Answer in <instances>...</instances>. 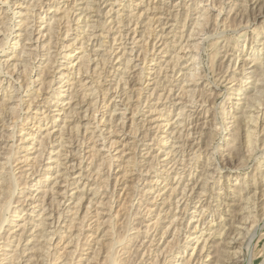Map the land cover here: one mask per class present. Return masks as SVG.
<instances>
[{
    "label": "rangeland",
    "instance_id": "1",
    "mask_svg": "<svg viewBox=\"0 0 264 264\" xmlns=\"http://www.w3.org/2000/svg\"><path fill=\"white\" fill-rule=\"evenodd\" d=\"M256 1L0 0V173L14 169L21 182L14 224L0 231L16 241L6 248L0 239V253L17 250V264H110V254L119 264H182L235 217L246 229H227L229 253L264 264V76L253 61L264 57V0ZM246 120L253 147L233 134ZM174 215L183 219L176 235ZM44 218L58 229L50 249L39 238ZM214 243L198 264L215 263Z\"/></svg>",
    "mask_w": 264,
    "mask_h": 264
},
{
    "label": "bare ground",
    "instance_id": "2",
    "mask_svg": "<svg viewBox=\"0 0 264 264\" xmlns=\"http://www.w3.org/2000/svg\"><path fill=\"white\" fill-rule=\"evenodd\" d=\"M5 1H7V0H5ZM258 1V0H257ZM256 1V2H257ZM260 1V0H259ZM120 2V1H119ZM116 3V2H115ZM12 4V3H11ZM41 4V3H40ZM87 4H88V2H87ZM223 4V3H222ZM257 4V3H256ZM260 4V3H259ZM89 5H91V4H89ZM255 5V4H254ZM215 6V5H214ZM222 6V5H221ZM258 6V5H257ZM261 7V6H260ZM52 8V7H51ZM88 8H90V7H88ZM254 8V7H253ZM31 9V8H30ZM204 10V9H203ZM202 10V11H203ZM105 11V10H104ZM15 12V11H14ZM69 12V11H68ZM187 12V11H186ZM203 12H205V11H203ZM29 14V13H28ZM66 14H69V13H66ZM16 15V14H15ZM30 16V15H29ZM200 16H201V14H200ZM204 16V15H203ZM208 16L206 15V17L205 18H207ZM218 17V16H217ZM81 18V17H80ZM197 18H199V17H197ZM201 18V17H200ZM203 18V17H202ZM56 19V18H55ZM68 19V18H67ZM70 20V19H69ZM198 20V19H197ZM203 20V19H202ZM215 21V20H214ZM71 22V21H70ZM202 22H206V21H202ZM25 23V22H24ZM52 23V22H51ZM50 23V25H53V24H51ZM200 23H201V21L199 22V24L198 25H200ZM31 24V23H30ZM54 24H55V22H54ZM93 24V23H92ZM202 25V24H201ZM201 25H200V27H201ZM91 26V25H90ZM205 26V25H204ZM248 26V25H247ZM56 27V26H55ZM88 27V26H87ZM199 27V26H198ZM197 27H195V29H196ZM89 30V29H88ZM49 31L51 32H54L55 31V29L53 30V27L52 26H50L49 27ZM70 31V30H69ZM201 31V30H200ZM43 32V31H42ZM56 32V31H55ZM54 32V33H55ZM244 33L245 32H243V33H241V35H244ZM5 34V33H4ZM42 34V33H41ZM193 34V33H192ZM30 35H31V37L29 36V40H31V41H33L34 43L32 44V45H38L39 44V42L40 41H38L39 40V37H36V38H34V36L32 37V34L30 33ZM84 36V35H83ZM79 37V36H78ZM77 37V38H78ZM86 39V38H85ZM114 39V38H113ZM89 40V39H88ZM38 43V44H37ZM83 44V43H82ZM103 44V43H102ZM3 45V44H2ZM5 45V44H4ZM196 45V44H195ZM198 45V44H197ZM23 46H25V45H23ZM23 46H22V48H23ZM39 46V45H38ZM34 48H36V47H34ZM27 47H24V49L22 50L23 52H28L30 49H28ZM37 50V49H36ZM123 50V49H122ZM126 50V49H125ZM3 51V50H2ZM131 51V50H130ZM216 51V50H215ZM31 52H32V50H31ZM127 52V51H126ZM25 53V54H26ZM28 53H30V52H28ZM27 53V54H28ZM49 53V52H48ZM71 53V52H70ZM23 54V53H22ZM68 54H69V52H68ZM215 54V53H214ZM259 54V53H258ZM261 54H263V53H261ZM260 54V55H261ZM30 55H32V53L30 54ZM260 55H258V56H255V57H253V61H254V63L255 64H260V66H259V68H261V72L260 73H262L263 74V76H264V57L263 56H260ZM35 56V55H34ZM36 56H37V54H36ZM97 56V55H96ZM21 57V56H20ZM195 57V56H194ZM33 58V57H32ZM37 58V57H36ZM192 58V57H191ZM196 58V57H195ZM89 58H87V60H88ZM24 61H26V59H23ZM85 60V59H84ZM195 60V59H194ZM31 61V60H30ZM129 62V61H128ZM23 63H26V62H23ZM28 63L29 62H27L26 64H27V66H28ZM199 63V62H198ZM253 63V62H252ZM16 64V63H15ZM192 65H194L193 63H191ZM24 65V64H23ZM15 66V65H14ZM26 66V65H25ZM24 66V67H25ZM95 66H96V64H95ZM23 67V68H24ZM195 67H196V65H195ZM28 67H25V70L27 69ZM31 68V67H30ZM95 68V67H94ZM191 68V67H190ZM257 68V67H256ZM96 69V68H95ZM194 69H196V68H194ZM24 70V71H25ZM142 70H144V68L142 69ZM189 70V69H188ZM193 70V69H192ZM260 70V69H259ZM258 70V71H259ZM2 71V70H1ZM17 71V70H16ZM86 71V70H85ZM88 71V70H87ZM193 71H195V70H193ZM256 71V70H255ZM123 72V71H122ZM143 72V71H142ZM142 72H140V73H142ZM252 72V71H251ZM257 72V71H256ZM256 72H254V73H256ZM194 72H191V70H190V72H189V74H188V76H191V78H192V74H193ZM196 73V72H195ZM194 73V74H195ZM259 73V72H258ZM143 74V73H142ZM193 74V75H194ZM262 74H260V76L262 75ZM144 75V74H143ZM187 75V74H186ZM200 75V74H199ZM256 75H258V74H255V76ZM140 76H141V74H140ZM195 76H197V75H194L193 77L195 78ZM259 76V75H258ZM259 76V77H260ZM20 78V77H19ZM190 78V79H191ZM193 78V79H194ZM260 78H263L262 76L260 77ZM189 79V80H190ZM242 79V78H241ZM259 79V78H258ZM29 80V79H28ZM61 80V79H60ZM187 80V79H186ZM196 80V79H195ZM2 81V80H1ZM18 81V80H17ZM53 81H54V79H53ZM65 81V80H64ZM127 81V80H126ZM259 81V80H258ZM257 81V82H258ZM261 81H262V79H261ZM28 81H26V83H27ZM189 82H191V81H189ZM243 82V81H242ZM257 82H255V85L254 86H256V92H258L257 90L258 89H260L261 87H257V85H258V83ZM263 82V81H262ZM31 83H33L32 81H31V79L29 80V83H28V85H26L27 87H25V88H27V90H28V88H29V86L31 85ZM51 83V82H50ZM53 83V82H52ZM61 83V82H60ZM260 83V82H259ZM261 84V83H260ZM51 85V84H50ZM59 85V84H58ZM263 85V84H262ZM24 86V85H23ZM92 86V85H91ZM117 87V86H116ZM142 87V86H141ZM14 88V87H13ZM22 88V87H21ZM61 88V87H60ZM15 89V88H14ZM40 90H41V88H39ZM93 89V88H92ZM91 89V90H92ZM8 90V89H7ZM19 90H20V88H19ZM22 90V89H21ZM94 90V89H93ZM106 90V89H105ZM141 90V89H140ZM190 90H192V89H190ZM238 90V89H237ZM240 90V89H239ZM58 91V90H57ZM124 91V90H123ZM255 91V90H254ZM260 91V93H261V91H263V90H259ZM14 92V91H13ZM12 92V93H13ZM19 92V91H18ZM38 92V91H37ZM95 92V91H94ZM94 92H90V93H94ZM119 92V91H118ZM141 92V91H140ZM193 93V92H192ZM11 94V93H10ZM72 94V93H71ZM85 94V93H84ZM86 94H87V92H86ZM191 94V93H190ZM13 95V94H12ZM17 95V94H16ZM192 95V94H191ZM194 95V94H193ZM248 95H250V94H248ZM253 96L255 95L254 93L252 94ZM6 96V95H5ZM18 96V95H17ZM73 96V95H72ZM88 96V95H87ZM252 96V97H253ZM85 97V96H84ZM96 97V96H95ZM191 97V96H190ZM194 97V96H193ZM201 97V96H200ZM252 97H250V98H252ZM4 98V97H3ZM13 98V97H12ZM17 98V97H16ZM18 98H20L21 100V102L18 104V105H21V103H22V101H23V97L21 98V95L19 94V97ZM68 98H73V97H68ZM7 100H8V98H6ZM34 99V98H33ZM247 99V98H246ZM254 99H256V98H254ZM253 99V100H254ZM258 99V98H257ZM19 100V99H18ZM249 100V99H248ZM4 101V100H3ZM32 101V100H31ZM250 101V100H249ZM255 101V100H254ZM247 102V101H246ZM49 103V102H48ZM94 103V102H93ZM189 103H190V101H189ZM195 103V102H194ZM257 103V102H256ZM30 104V103H29ZM75 104V103H74ZM17 105V106H18ZM128 105V104H127ZM252 105H253V102H252ZM76 106V105H75ZM263 106H264V104H263ZM19 107V106H18ZM140 107V106H139ZM196 107V106H195ZM254 107H256V106H254ZM12 108V107H11ZM70 108H72V107H70ZM69 108V109H70ZM89 108V107H88ZM137 108V107H136ZM183 108V107H182ZM186 108V106H184V109ZM257 108V107H256ZM72 110V109H71ZM112 110V109H111ZM115 110H117V109H115ZM114 110V111H115ZM181 110H183V109H181ZM257 110V109H256ZM69 111V110H68ZM73 111V110H72ZM86 111V110H85ZM96 111V110H95ZM137 111V110H136ZM184 111V110H183ZM183 111L181 112V113H183ZM245 111V110H244ZM12 112H14V111H12ZM71 112V111H70ZM116 112V111H115ZM207 112V111H206ZM247 112V111H246ZM180 112H179V114H181ZM253 113V112H252ZM7 114V113H6ZM66 114H68V113H66ZM86 114V113H85ZM247 114H249L248 112H247ZM246 114V115H247ZM11 115V114H10ZM249 115H252V114H249ZM249 115H248V118H249ZM132 116V115H131ZM254 116V115H253ZM10 117V116H9ZM18 117V116H17ZM16 117V118H17ZM127 117V116H126ZM241 117V116H240ZM255 117V116H254ZM254 117H252V116H250V118H252V119H250L251 121H250V123H257L258 121H257V119H255ZM110 118V117H109ZM133 124L135 125V124H137V122H136V117H135V114L133 113ZM235 118V117H234ZM12 119V118H11ZM111 119V118H110ZM240 119V118H239ZM13 120V119H12ZM238 120V119H237ZM241 120V119H240ZM244 121H245V119H244ZM246 121H248V120H246ZM257 121V122H256ZM7 122V121H6ZM236 122V121H235ZM238 122V123H237ZM236 122V127H234L235 129H234V131H233V134L236 136V138L233 136L232 138H235L236 139V142H239V138H240V136H242L243 135V138L245 139V143H247V146L248 147H253V145L252 144H254L253 142L254 141H256L255 139L256 138H254V140H253V137H255L254 136V134H253V132H252V124H250L249 123V121H248V123L245 125L246 127L244 128V125L243 124H245L244 122L242 123V121H237ZM87 123V122H86ZM91 124V123H90ZM182 124V123H181ZM235 124V123H234ZM250 124V125H249ZM14 125V124H13ZM80 125V124H79ZM124 125V124H123ZM133 125V126H134ZM140 125V124H139ZM252 125V126H251ZM257 125V124H256ZM19 126V125H18ZM137 126V125H136ZM135 126V127H136ZM184 126V125H183ZM80 127V126H79ZM88 128V127H87ZM137 128V127H136ZM136 128H135V130H136ZM178 128V127H177ZM254 129V128H253ZM86 130V129H85ZM88 130V129H87ZM134 130V128H133V131H135ZM181 130V129H180ZM233 130V129H232ZM255 130V129H254ZM198 131V130H197ZM93 132V131H92ZM103 132V131H102ZM46 133H47V130H46ZM62 133V132H61ZM173 133V132H172ZM48 134H49V132H48ZM102 134V133H101ZM100 134V135H101ZM257 134V133H256ZM9 136H10V134H9ZM47 136V135H46ZM203 136V135H202ZM256 136H258V135H256ZM61 137H63V135L61 136ZM170 137V136H169ZM43 138V137H42ZM140 138V137H139ZM242 138V139H243ZM60 139H62V138H60ZM243 139V140H244ZM42 140V139H41ZM162 140V139H161ZM187 140V139H186ZM208 140V139H207ZM238 140V141H237ZM243 140H242V142H243ZM21 141V140H20ZM114 141V140H113ZM60 142V141H59ZM82 142H83V140H82ZM235 142V141H234ZM242 142H240V143H242ZM243 142V143H244ZM210 143V142H209ZM240 143H239V145L238 146H240ZM242 143V144H243ZM41 143H39V145H40ZM188 144V143H187ZM232 144V143H231ZM264 144V143H263ZM60 145V144H59ZM113 145V144H112ZM177 145V144H176ZM182 145V144H181ZM193 144H191V146H192ZM209 145V144H208ZM235 145V144H234ZM243 145H245V144H243ZM63 146V145H62ZM237 146V145H236ZM12 147H13V145H12ZM136 147V146H135ZM173 147V146H172ZM193 147V146H192ZM207 147V146H206ZM233 147V146H232ZM241 147V146H240ZM245 147V146H244ZM247 147V148H248ZM174 148V147H173ZM42 149V148H41ZM179 149V148H178ZM177 149V150H178ZM231 149V148H230ZM26 150V149H25ZM239 150V149H238ZM249 150V149H248ZM43 151V150H42ZM240 151V150H239ZM9 152V151H8ZM41 152V151H40ZM44 152V151H43ZM172 152V151H171ZM230 152V151H229ZM238 152V151H237ZM5 153V152H4ZM15 154V153H14ZM13 154V155H14ZM43 153L41 152V155H42ZM167 154V153H166ZM193 154V156H195L194 155V152L192 153ZM8 155V154H7ZM16 155H18V154H16ZM82 155V154H81ZM176 155V154H175ZM230 155V154H229ZM5 155H3V157H4ZM201 156V155H200ZM251 156V155H250ZM14 157V156H13ZM59 158H60V156H58ZM66 157V156H65ZM132 157V156H131ZM134 157V156H133ZM197 157V156H196ZM2 158V157H1ZM5 158V157H4ZM28 158V157H27ZM57 158V157H56ZM173 158V157H172ZM194 158V157H193ZM3 159V158H2ZM6 160H7V162H6V164L8 163H10V164H12L11 162H13V161H11L10 160V157H6L5 158ZM17 159V158H16ZM15 159V160H16ZM20 159V158H19ZM81 160V159H80ZM183 160V159H182ZM61 161V160H60ZM207 161V160H206ZM245 161V160H244ZM17 162V161H16ZM40 162V161H39ZM57 162V161H56ZM60 163V162H59ZM81 163V162H80ZM131 163H133V160H132V162ZM176 163V162H175ZM209 163V162H208ZM7 164V165H8ZM13 164H15V163H13ZM60 165V164H59ZM62 165V164H61ZM132 165V164H131ZM153 165V164H152ZM164 165V164H163ZM9 166H11V165H9ZM181 166V165H180ZM210 166V165H209ZM12 167V166H11ZM10 167V168H11ZM71 167H75V165L74 166H71ZM179 167V166H178ZM183 167V166H182ZM7 169V168H6ZM32 169V168H31ZM85 169V168H84ZM16 170V169H15ZM131 170V169H130ZM3 171V170H2ZM1 171V172H2ZM7 171H9V172H7ZM5 173H4V175H3V173H0V181H2L1 182V186H0V231L3 229V226H4V224L7 222V223H11V224H14L13 222V219H10V212H16L15 210H13V207H12V205H13V203H14V199H13V197H14V195H15V193L18 191V189H19V186L21 185V182L19 181V179H17V177H16V175L13 173V171H14V169H8ZM34 171H35V169H34ZM38 171V170H37ZM59 172V171H58ZM27 172H25V174H24V176L26 177L27 176V174H26ZM33 173V172H32ZM37 173V172H36ZM79 173H81V172H79ZM79 173H77V174H79ZM6 174V175H5ZM85 174V173H84ZM183 174V173H182ZM204 174V173H203ZM81 175H83V174H81ZM179 175H180V173H179ZM206 175V174H205ZM87 176H89V175H87ZM200 177V176H199ZM24 179V178H23ZM206 179H208V176H207V178ZM165 180V179H164ZM179 180H181V177H180V179ZM178 180V181H179ZM86 181V180H85ZM20 182V183H19ZM180 182V181H179ZM179 182H178V184H179ZM204 182H206V181H204ZM203 182V183H204ZM23 183H27V180H25ZM22 183V184H23ZM29 183V182H28ZM195 184V183H194ZM245 184V183H244ZM85 185V184H84ZM98 185V184H97ZM201 185V184H200ZM194 187H195V185H193ZM188 187H189V183H185V185L184 186H182V189L180 190V192L178 193V194H180V195H183V197L182 198H184V196H185V194H187V190H188ZM206 185L205 184H202L201 185V192H200V194H198V197L200 196V198L201 197H203V195H204V193L206 192ZM179 188V187H178ZM178 188H177V184H176V187L175 188H172V190L174 191V190H177L178 191ZM190 188V187H189ZM101 188H99V190H100ZM191 189H193V188H191ZM190 189V190H191ZM98 190V189H97ZM171 190V189H170ZM237 190H238V188H237ZM241 189H239V191H240ZM172 191V192H173ZM193 191H194V189H193ZM245 191V190H244ZM45 192V191H44ZM66 192L67 191H65V194H66ZM98 192V191H97ZM171 192V191H170ZM204 192V193H203ZM243 192V191H242ZM240 193L241 195H243V196H245L244 194L245 193ZM95 193V192H94ZM203 193V194H202ZM235 194V193H234ZM79 197H80V201L79 202H82V199H83V195H81L80 193H79ZM95 195V194H94ZM171 195H172V193H171ZM239 195V194H238ZM240 195V196H241ZM253 195V194H252ZM45 196V195H44ZM189 196V195H188ZM239 196V197H240ZM63 197H65V196H63ZM96 197V196H95ZM54 198V197H53ZM165 198V197H164ZM169 198H170V196H169ZM181 198V199H182ZM186 198V197H185ZM191 198V197H190ZM241 198V197H240ZM243 198H245V197H243ZM167 199V198H166ZM204 199V198H203ZM26 199H24V201H25ZM34 200V199H33ZM197 200V199H196ZM241 200V199H240ZM244 200V199H243ZM248 200V199H247ZM250 200V199H249ZM22 200L21 199H19L17 202H21ZM24 201L22 202V203H24ZM45 201V200H44ZM43 201V202H44ZM60 201V200H59ZM187 201H188V199H187ZM186 201V202H187ZM200 201H203V200H199L198 202H200ZM245 201V200H244ZM61 202H62V200H61ZM61 202H60V205H61ZM90 202H92V200L90 201ZM111 202V201H110ZM233 203V202H232ZM103 204V203H102ZM186 204V203H185ZM188 205H189V201H188ZM231 205V204H230ZM246 205V204H245ZM88 206V205H87ZM90 206V205H89ZM177 206V205H176ZM190 206V205H189ZM242 206V205H241ZM249 206V205H248ZM57 207V206H56ZM186 207H188V206H185V210H186ZM231 206H229V208H230ZM53 208V207H52ZM89 208V207H88ZM229 208L227 209V210H229ZM264 208V207H263ZM231 209V208H230ZM247 209V208H246ZM261 209V208H260ZM88 210V209H87ZM86 210V211H87ZM175 210V209H174ZM176 210H178L177 208H176ZM243 210V209H242ZM51 211V210H50ZM47 212V216L48 217H50V218H53V219H57L58 218V220H60L61 218H60V216L62 215V213H60L61 211H59L57 214H58V216H55V214L53 213V212ZM241 211V210H240ZM245 211V210H244ZM186 212V211H185ZM234 212V211H233ZM157 213V212H156ZM229 213H230V211H229ZM85 214V213H84ZM174 214H176V212L174 213ZM186 214V213H185ZM243 214V213H242ZM246 214V213H245ZM42 215V214H41ZM46 215V214H45ZM238 215V214H237ZM254 215V214H253ZM255 215H256V213H255ZM263 215V214H262ZM40 216V215H39ZM44 216V215H43ZM252 216V214H251V211H249V214L248 215H243V217H242V219H244V221L245 222H247L248 221V218H250ZM42 217V216H41ZM47 217V218H48ZM183 217V216H182ZM256 217V216H255ZM262 217V216H261ZM232 218V217H231ZM25 219V218H24ZM46 218H44V219H42V222L40 223V224H38V225H42V227L41 228H43V230L41 229L40 231V234H39V238L40 237H43V238H45L46 239V243L44 244L45 245V247H46V249L48 248V249H50V246H51V242H54V239H55V237H54V235L56 234L57 235V231H58V229L56 228H54V230H52V231H48V227H47V223H46V221L47 220H45ZM173 220H171L170 221V225L169 226H171L172 224L174 225L177 221H182V220H179L180 218L178 217V215H174V218H172ZM237 220V218H232L231 219V223H230V225L227 227V226H223L222 227V229H221V231L218 233L219 234V237H218V239H214V241L213 240H209L210 239V237L209 238H202V235L200 236V237H197L198 238V241H200V238H202V246H201V248H200V255L198 256V252H196L195 254H193V253H191V255H190V257H187L186 258V260L185 261H183V263L182 264H198L199 263V261H201V259H202V256H205V255H203V253H202V251L205 249V251H208L207 253V256L208 255H210L211 253H213V252H211L210 253V251H209V249H211L212 247H215V243L214 242H216V245H217V247H219V250L218 251H216L218 254H219V256L217 255V257H216V261H215V263H219V264H241V263H243V262H245V263H243V264H250V258L251 257H249V254H247V255H245V257H244V259H241L242 257V254L241 255H237V254H231V253H229V250H228V246L232 243V241L231 240H229L230 238L229 237H231L230 236V233L228 232V230L227 229H229L230 230V232L232 231V232H236L237 233V235H241V233H242V230H244V229H246V226L244 227H235L234 225H233V223H234V220ZM254 220L255 221H257L256 220V218H254ZM254 220H252V221H254ZM260 220V219H259ZM57 221V220H56ZM108 222H109V220H108ZM250 222V221H249ZM181 223V222H180ZM229 223V222H228ZM253 223V222H252ZM35 224V223H34ZM51 224H53V222H51V223H49V226L51 225ZM155 224V223H154ZM37 225V226H38ZM176 225V224H175ZM174 225V233L173 234H175L176 235V232H178L177 231V226H175ZM247 225V224H246ZM252 225V224H251ZM25 226H26V222L24 223V225H22V227L25 229ZM221 226V225H220ZM21 227V226H20ZM40 227V226H39ZM39 227H37V228H39ZM51 227V226H50ZM49 227V228H50ZM53 227V226H52ZM135 227V226H134ZM198 227V223H197V225L195 226V228H197ZM227 227V228H226ZM22 228V229H23ZM169 228V227H168ZM223 228H224V230H223ZM24 229H23V232H24ZM34 229V228H33ZM248 229V228H247ZM21 230V229H20ZM38 230V229H37ZM22 231V230H21ZM30 231V230H29ZM34 231H35V229H34ZM107 231H109L108 229H107ZM165 231H166V229H165ZM216 231V230H215ZM218 231V230H217ZM216 231V232H217ZM12 232H14V231H12ZM12 232H10V234H8V235H6L4 238L3 237H0V239H5V241H6V244H5V247L7 248V246H11L12 244L11 243H13V242H15L16 241V238H14L16 235L13 233V234H11ZM22 232V233H23ZM20 234V236H19V239H17V241H18V245H17V247H16V249H18V247H19V244L21 243V241H22V235L23 234ZM35 233V232H34ZM164 233V232H163ZM187 233V232H186ZM210 233H212V232H210ZM209 233V234H210ZM246 233V232H245ZM59 234V233H58ZM71 234V233H70ZM217 234V235H218ZM254 234H257V232L256 233H254ZM252 235V236H254V238L256 237L255 235ZM1 235V234H0ZM77 235V234H76ZM75 235V236H76ZM164 235V234H163ZM179 235V234H178ZM24 236V235H23ZM124 236V235H123ZM212 236V235H211ZM29 237V236H28ZM76 237H78V236H76ZM112 237V236H111ZM187 238L186 239H188L189 237H191L190 235H188V236H186ZM13 238V239H12ZM123 238V237H122ZM122 238H121V240H122ZM254 238H252V239H254ZM2 239V240H3ZM28 239V238H27ZM30 239H32V238H30ZM29 239V240H30ZM44 239V240H45ZM70 239V238H69ZM71 239H72V236H71ZM76 239V238H75ZM179 239V238H178ZM177 239V240H178ZM212 239V238H211ZM252 239H250V241L252 240ZM260 239V238H259ZM38 240V239H37ZM40 240V239H39ZM38 240V241H39ZM43 240V241H44ZM56 240V239H55ZM118 240V239H117ZM170 240V239H169ZM233 240V239H232ZM35 241V240H34ZM33 241V242H34ZM38 241H36V242H38ZM71 241V240H70ZM113 241V240H112ZM249 241V242H250ZM35 242V243H36ZM99 242V241H98ZM161 242V241H160ZM167 242V241H166ZM249 242H247V243H249ZM112 243V242H111ZM120 243H121V241H120ZM125 243V242H124ZM171 243H172V241H171ZM187 243V242H186ZM214 243V244H213ZM2 244V243H1ZM71 244V243H70ZM140 244V243H139ZM169 244V243H168ZM21 245V244H20ZM106 245V244H105ZM109 245V244H108ZM111 245V244H110ZM250 245V244H249ZM36 246V245H35ZM39 246V245H38ZM141 246V245H140ZM196 246V245H195ZM4 247V246H3ZM3 247H2V249H3ZM115 247V243H114V241H113V243H112V245H111V249H108V250H112L113 248ZM180 247V246H179ZM34 248V247H33ZM44 248V247H43ZM255 248V247H254ZM1 249V250H2ZM22 249V248H21ZM35 249V248H34ZM101 249V248H100ZM158 249V248H157ZM165 249V248H164ZM214 249V248H213ZM249 249V248H248ZM13 250V249H12ZM20 250V249H19ZM37 250V249H36ZM42 251V250H41ZM48 252H49V250H47ZM46 251V252H47ZM149 251V250H148ZM169 251V250H168ZM17 250H15L14 251V253L12 254H10V251L8 252V251H4V252H2V253H0V264H4V263H6V262H10L11 261V263L10 264H17L16 263V255H17ZM71 252V251H70ZM108 252V251H107ZM116 252V251H115ZM195 252V251H194ZM251 252V251H250ZM22 253H23V251H22ZM44 253V252H43ZM117 253V252H116ZM153 253V252H152ZM172 253V252H171ZM202 253V254H201ZM19 254V253H18ZM37 254V253H36ZM35 254V255H36ZM39 254V253H38ZM96 254V253H95ZM215 254V253H214ZM43 255V254H42ZM47 255H49V254H47ZM106 256H107V254H105ZM119 255V254H118ZM136 255V254H135ZM212 255V254H211ZM40 256V255H39ZM57 256V255H56ZM159 256V255H158ZM15 257V258H14ZM46 257V256H45ZM108 257V256H107ZM121 257V256H120ZM137 257V256H136ZM22 258V257H21ZM56 258V257H55ZM94 258V257H93ZM110 261H109V263L110 264H119V262H116L117 261V259L115 258V256H112L111 254H110ZM126 258V257H125ZM131 258V257H130ZM157 258V257H156ZM155 258V259H156ZM159 258V257H158ZM7 259V260H6ZM20 259V258H19ZM31 259V258H30ZM211 259V258H210ZM250 259V260H249ZM17 260H18V258H17ZM59 260V259H58ZM213 261H214V259H212ZM6 261V262H5ZM26 261V260H25ZM107 261H108V259H107ZM153 261V260H152ZM158 261H159V259H158ZM243 261V262H242ZM41 262V261H40ZM57 262V261H56ZM144 262V261H143ZM151 262V261H150ZM154 262V261H153ZM21 263V262H20ZM34 263V262H33ZM50 263H53V262H50ZM49 263V264H50ZM66 263H67V261H66ZM121 263V262H120ZM131 263V262H130ZM129 263V264H130ZM138 263V262H137ZM214 263V264H215ZM36 264V263H35ZM48 264V263H47ZM70 264V263H69ZM100 264V263H99ZM107 264V263H106ZM127 264V263H126ZM153 264V263H152ZM155 264V263H154Z\"/></svg>",
    "mask_w": 264,
    "mask_h": 264
}]
</instances>
